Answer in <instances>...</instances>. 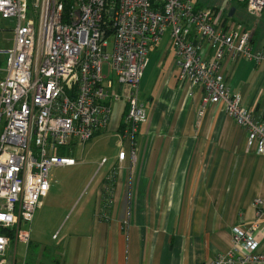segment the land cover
I'll return each mask as SVG.
<instances>
[{
    "label": "built area",
    "instance_id": "obj_1",
    "mask_svg": "<svg viewBox=\"0 0 264 264\" xmlns=\"http://www.w3.org/2000/svg\"><path fill=\"white\" fill-rule=\"evenodd\" d=\"M226 1L255 18L264 13V0ZM66 2L68 7L63 0H0L1 19L16 23L11 45L0 48V264L12 241L28 244L29 229L22 226L32 223L50 170L75 165L61 151L106 130L111 104L121 99L125 135L133 137L146 122L138 85L150 49L167 31L178 82L202 92L198 116L207 105L221 104L264 157V122L230 92L222 67L226 59L264 64V53L252 52L250 33L229 23L222 10L192 0ZM117 157L123 160L125 152ZM253 206L262 217V201ZM257 232L256 222L235 227L230 251L209 264H264Z\"/></svg>",
    "mask_w": 264,
    "mask_h": 264
},
{
    "label": "crops",
    "instance_id": "obj_2",
    "mask_svg": "<svg viewBox=\"0 0 264 264\" xmlns=\"http://www.w3.org/2000/svg\"><path fill=\"white\" fill-rule=\"evenodd\" d=\"M251 49L264 53V39ZM222 67L230 92L264 122V64L226 59ZM178 74L167 31L138 85L146 122L125 135L126 102L112 103L106 130L77 159L75 146L67 151L75 165L50 170L29 242L12 241L3 264H209L230 251L235 227L255 222L264 253V213L258 218L253 206L260 199L264 210V157L221 104L199 117L202 92L181 85ZM88 165L102 172L83 194L67 175ZM53 170L60 174L52 178Z\"/></svg>",
    "mask_w": 264,
    "mask_h": 264
},
{
    "label": "rangeland",
    "instance_id": "obj_3",
    "mask_svg": "<svg viewBox=\"0 0 264 264\" xmlns=\"http://www.w3.org/2000/svg\"><path fill=\"white\" fill-rule=\"evenodd\" d=\"M194 4H197V6L201 7H208V8H216L219 10H222L225 15H228V11L230 9L229 4L226 0H192ZM232 7V6H231ZM235 12L231 18H228V22L235 25L236 27H242L245 29V31L250 33L251 41L255 40H263L264 39V13L261 17L255 18L247 13L245 8L242 5L236 4L235 6ZM16 23L15 20L10 18L7 20H3L0 17V48L6 49L11 45L12 40V30L14 29ZM111 49V40H109V46H108V52H110ZM2 66V64H0ZM106 72V66H103V73ZM1 131V128H0ZM85 145H75L74 147V157L76 158L77 153L80 150H83ZM77 159V158H76ZM81 171V170H80ZM82 172V171H81ZM97 172V167L95 165H88L84 167V171L82 173L74 174L73 172L67 175V178L70 181H76L77 183H81L79 190L81 189V192L84 193H90L95 184L96 181L99 179L101 172L99 174ZM60 173L59 171L53 170L52 172V178L53 176H58ZM93 179V180H92ZM77 187V186H76ZM69 216V215H68ZM68 219L66 217L65 221ZM22 229H31V224L22 226Z\"/></svg>",
    "mask_w": 264,
    "mask_h": 264
},
{
    "label": "trees",
    "instance_id": "obj_4",
    "mask_svg": "<svg viewBox=\"0 0 264 264\" xmlns=\"http://www.w3.org/2000/svg\"><path fill=\"white\" fill-rule=\"evenodd\" d=\"M65 3V6L68 7V2H66V0H63ZM235 6V5H234ZM243 6V5H242ZM233 7V6H232ZM244 7V6H243ZM235 8V7H234ZM62 154H66V156H68V152L66 151H61ZM113 179V176H110V180L105 181L104 185L106 186L109 182H111V180ZM112 186V184H110Z\"/></svg>",
    "mask_w": 264,
    "mask_h": 264
},
{
    "label": "water",
    "instance_id": "obj_5",
    "mask_svg": "<svg viewBox=\"0 0 264 264\" xmlns=\"http://www.w3.org/2000/svg\"><path fill=\"white\" fill-rule=\"evenodd\" d=\"M235 12V8L234 7H230L229 11H228V18H231L233 16Z\"/></svg>",
    "mask_w": 264,
    "mask_h": 264
}]
</instances>
